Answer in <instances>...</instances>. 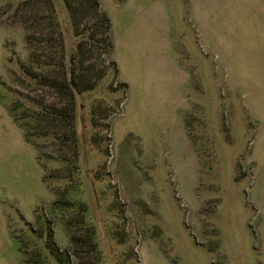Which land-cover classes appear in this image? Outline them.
Masks as SVG:
<instances>
[{"label":"rangeland","instance_id":"374dc122","mask_svg":"<svg viewBox=\"0 0 264 264\" xmlns=\"http://www.w3.org/2000/svg\"><path fill=\"white\" fill-rule=\"evenodd\" d=\"M48 1L0 0V264H264V0H97L110 50Z\"/></svg>","mask_w":264,"mask_h":264},{"label":"trees","instance_id":"16d2710c","mask_svg":"<svg viewBox=\"0 0 264 264\" xmlns=\"http://www.w3.org/2000/svg\"><path fill=\"white\" fill-rule=\"evenodd\" d=\"M91 1V3H93L95 5V8L97 10V13L101 16L102 18V22L105 23V32L107 33V37H106V40H107V44H108V48L109 50L111 49V46H112V40H111V35H110V29H111V25H110V21L108 19V17L99 10V4H98V1L97 0H89ZM49 4L52 6L53 8V5H52V1L49 0L48 1ZM65 3H66V7L68 8L69 12H70V16L72 18V21H73V24L74 26H78V22H77V18H78V14L82 11L81 10V6L80 5H74L70 0H65ZM54 10V8H53ZM56 25L57 27V31H59L57 33V39L59 40V42H61V44H63V37H62V33L61 31L59 30V24L58 22L55 21V24L53 23V26ZM35 41V38L32 37L31 35L28 36V43L30 45V48H32V45L33 42ZM80 48L79 50H81V46L82 44L80 43ZM72 75L71 78L69 79V84H71V86H73V88H75L76 90H82V89H85L88 87V85L86 87H82L78 81V79H76L75 77V70L73 71L72 70Z\"/></svg>","mask_w":264,"mask_h":264}]
</instances>
